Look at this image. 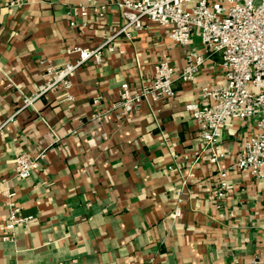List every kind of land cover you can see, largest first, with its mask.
Masks as SVG:
<instances>
[{
  "label": "crops",
  "instance_id": "crops-1",
  "mask_svg": "<svg viewBox=\"0 0 264 264\" xmlns=\"http://www.w3.org/2000/svg\"><path fill=\"white\" fill-rule=\"evenodd\" d=\"M124 22L107 0H0V178L10 179L18 215L33 217L3 240L9 208L0 197V264H248L264 251V180L231 173L218 204L210 151L186 110L220 81L219 55L194 82L176 79L173 99L144 100L127 115L117 105L122 83L139 89L161 60L183 69L189 48L203 51L198 37L181 47L149 23L86 62L69 91L22 108L46 79L42 60L74 61V49L99 47ZM253 132L251 121H231L218 167H230ZM44 149L30 177H14L18 153Z\"/></svg>",
  "mask_w": 264,
  "mask_h": 264
},
{
  "label": "built area",
  "instance_id": "built-area-1",
  "mask_svg": "<svg viewBox=\"0 0 264 264\" xmlns=\"http://www.w3.org/2000/svg\"><path fill=\"white\" fill-rule=\"evenodd\" d=\"M122 10L124 24L114 34L106 37L97 48H76L77 59L56 66L42 60L45 81L37 92L24 97L22 108L60 87L67 91L72 87L71 78L89 60L98 63L104 48L112 50L111 43L123 36L132 40L135 31L147 24L167 27L169 37L181 46H189L195 37L200 39L201 50L188 49L186 65L176 70L169 61L161 60L155 66L151 80L134 90L128 82L121 85L118 107L122 115L133 111L144 100L167 101L176 97L174 82H194L204 67L208 55L221 57L222 77L214 84L201 87L197 101L186 105V110L197 125L200 141L210 151L209 161L215 166L214 198L221 204L229 195V175L240 173L264 180V0H107ZM17 4V3H15ZM82 15H87L85 8ZM66 100L73 95L66 93ZM100 96L93 98L99 105ZM103 112L94 114L101 119ZM13 118V117H12ZM11 118V119H12ZM10 119V120H11ZM234 120L251 121L253 134L244 144L243 153L228 168L218 167L217 143L222 139L224 128ZM4 124L0 125V132ZM47 149L36 157L20 152L15 158L14 177L26 179L39 167ZM9 180L0 178V197L7 198L9 214L3 226L2 239L13 240L17 227L33 220L20 217L15 204V193L9 188ZM176 215L180 214L177 210ZM241 264V263H236ZM248 264H264V251Z\"/></svg>",
  "mask_w": 264,
  "mask_h": 264
}]
</instances>
